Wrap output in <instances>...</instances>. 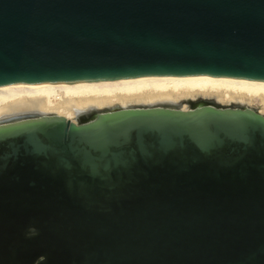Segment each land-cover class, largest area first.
Masks as SVG:
<instances>
[{
	"label": "water",
	"instance_id": "1",
	"mask_svg": "<svg viewBox=\"0 0 264 264\" xmlns=\"http://www.w3.org/2000/svg\"><path fill=\"white\" fill-rule=\"evenodd\" d=\"M264 82V0H0V88ZM0 122V264H264V115L197 98Z\"/></svg>",
	"mask_w": 264,
	"mask_h": 264
},
{
	"label": "bare ground",
	"instance_id": "2",
	"mask_svg": "<svg viewBox=\"0 0 264 264\" xmlns=\"http://www.w3.org/2000/svg\"><path fill=\"white\" fill-rule=\"evenodd\" d=\"M213 98L242 104L264 115V82L206 77L162 78L102 84L29 85L0 88V122L54 113L77 122L92 111L118 105H186L188 99Z\"/></svg>",
	"mask_w": 264,
	"mask_h": 264
},
{
	"label": "rangeland",
	"instance_id": "3",
	"mask_svg": "<svg viewBox=\"0 0 264 264\" xmlns=\"http://www.w3.org/2000/svg\"><path fill=\"white\" fill-rule=\"evenodd\" d=\"M204 99H211V100H214L213 98H204ZM189 100H193V102H197L199 99H188L186 105H190V102H191V101H189ZM252 105H253L254 108L257 107L256 103H253ZM77 120H78V119H77Z\"/></svg>",
	"mask_w": 264,
	"mask_h": 264
}]
</instances>
